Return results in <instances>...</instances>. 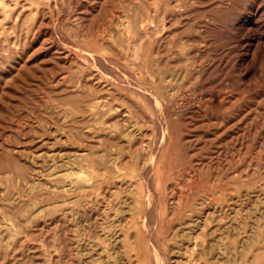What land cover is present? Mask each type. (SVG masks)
Wrapping results in <instances>:
<instances>
[{
  "label": "rangeland",
  "instance_id": "1",
  "mask_svg": "<svg viewBox=\"0 0 264 264\" xmlns=\"http://www.w3.org/2000/svg\"><path fill=\"white\" fill-rule=\"evenodd\" d=\"M0 264H264V0H0Z\"/></svg>",
  "mask_w": 264,
  "mask_h": 264
}]
</instances>
